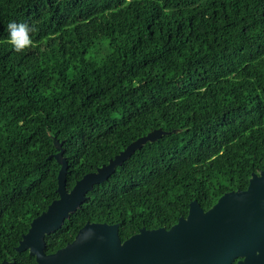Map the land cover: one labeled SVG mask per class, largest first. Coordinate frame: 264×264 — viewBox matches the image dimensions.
Segmentation results:
<instances>
[{"label":"trees","instance_id":"trees-1","mask_svg":"<svg viewBox=\"0 0 264 264\" xmlns=\"http://www.w3.org/2000/svg\"><path fill=\"white\" fill-rule=\"evenodd\" d=\"M36 26L15 52L9 22ZM136 150L45 236L46 253L87 222L169 229L264 169V0H0V264L66 187L132 141ZM12 261H14L12 263Z\"/></svg>","mask_w":264,"mask_h":264},{"label":"water","instance_id":"water-1","mask_svg":"<svg viewBox=\"0 0 264 264\" xmlns=\"http://www.w3.org/2000/svg\"><path fill=\"white\" fill-rule=\"evenodd\" d=\"M168 133L158 128L132 141L108 163L85 174L71 190L66 187L68 162L63 143L54 137L58 152L53 156L61 165L59 197L31 221L16 250H28L37 264H264V169L251 175L246 189L224 193L207 210L192 200L187 216L169 229L143 227L122 241L119 224L87 222L71 242L46 253L45 236L62 227L94 185L107 180L144 144Z\"/></svg>","mask_w":264,"mask_h":264},{"label":"clouds","instance_id":"clouds-1","mask_svg":"<svg viewBox=\"0 0 264 264\" xmlns=\"http://www.w3.org/2000/svg\"><path fill=\"white\" fill-rule=\"evenodd\" d=\"M36 26L27 22L11 21L6 26L7 40L6 42L17 53L34 47V38Z\"/></svg>","mask_w":264,"mask_h":264}]
</instances>
